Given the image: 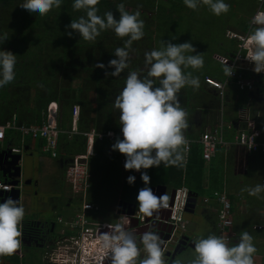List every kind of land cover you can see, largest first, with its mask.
I'll return each mask as SVG.
<instances>
[{
    "label": "trees",
    "instance_id": "1",
    "mask_svg": "<svg viewBox=\"0 0 264 264\" xmlns=\"http://www.w3.org/2000/svg\"><path fill=\"white\" fill-rule=\"evenodd\" d=\"M20 3L22 0H0V35L6 33L9 36L0 48L16 55L15 79L0 88V126H9L4 132L6 139L10 133L15 132L11 128L13 126H41L47 119L48 108L52 103L57 105L56 123L60 130L57 159L69 163L75 157L84 155L87 142L83 135L90 130L114 131L118 136L121 135L119 109L114 107V101L124 87L129 72L137 71L141 76L147 74L145 53L159 49L161 41H165L176 44L190 42L196 50L193 54L200 53L203 57V67L199 69L189 67L184 70L192 77L198 78L200 82L198 88L185 86L178 93L180 105L187 112V117L193 114L201 121L210 117L209 120L214 123L221 115L229 113L237 115L244 109L247 120L240 118L239 114L234 123L249 134L257 133V141L264 142V109L261 111L262 114H256L259 111L254 104L255 98L264 95V76L254 73L252 68H239L237 74L243 78H252L255 92L228 90L223 99L215 89L204 82L207 77L223 82L225 74L224 67L214 60L213 50L207 52L203 42H197L195 36L183 33L184 28L189 29L184 26L185 22L192 21L193 23L190 22L189 25L194 26L195 21L190 18L197 15L199 6L208 8L202 2L193 10L187 8L183 0H100L96 5L97 15L103 16L105 12L111 11L114 18H118L116 6L123 3L127 12H140L139 19L144 22V33L150 30L155 33L153 37L144 34L140 40L133 41L129 49V67L116 77L105 76V71H112L111 68H107V64L110 59L115 58L113 56L115 49L124 47V41L128 37L118 38L115 34L104 33L107 31L105 30L91 42L79 39L77 34L69 38L65 35V26L70 20H76L84 15L83 11L73 10V0H63L60 8L50 10L43 17L29 15L19 7ZM240 22H237V26L243 27L238 29L241 35H251L253 31L248 29L243 20ZM230 42L229 46L232 48L222 53L225 57H233L237 51V42L234 40ZM149 43L152 45L147 46ZM97 63H103L106 68L104 70L96 68ZM74 74L76 76H73ZM65 80L69 83H65ZM235 82L229 81L226 89L230 86L235 87ZM156 86H159L158 81ZM195 97L196 101L193 99ZM74 106L79 108L77 133H71ZM248 121L253 122V128L248 126ZM188 132L183 131L185 137L198 139V136L190 135ZM202 133L201 130L200 134ZM33 141L40 148L45 144L42 139ZM31 142V138H25L27 147H30ZM115 142L116 140L111 145ZM111 145L108 147V144L98 141L93 143V155L88 159L92 175L88 202L93 205L100 204L107 196L109 201L115 202L119 198L122 202L129 201L137 206V192L145 186L140 180V173L128 170L122 178L120 165H123L121 160H125V157L112 150ZM183 151L184 146L181 145L179 152L182 157ZM141 171H146L149 175V187L159 184L172 185L174 188L185 186L195 196L212 197L213 192L218 190L216 184L221 180L215 175L213 161L205 163L202 159V147L199 143L191 144L185 164L182 160L180 166L165 167L162 164L160 167ZM207 171L209 175L206 183ZM129 175L136 177L132 185L126 183ZM155 178L157 181H154ZM256 182L260 183V179ZM250 215L252 219L250 223H253L257 213L253 212ZM233 222V230L236 231L235 219ZM261 223L257 221L252 225L257 226ZM247 232L252 234L250 230Z\"/></svg>",
    "mask_w": 264,
    "mask_h": 264
},
{
    "label": "clouds",
    "instance_id": "2",
    "mask_svg": "<svg viewBox=\"0 0 264 264\" xmlns=\"http://www.w3.org/2000/svg\"><path fill=\"white\" fill-rule=\"evenodd\" d=\"M62 2L63 0H22L19 7L31 16L43 17L50 10L60 8ZM99 2L100 0H73V10L83 11L84 15L76 20H70L65 26V35L71 38L73 34H77L79 39L91 42L95 41L101 32L112 30L118 38L128 37L124 41V47L116 48L113 53L115 58L110 59L107 64V68H111L112 71H105V76L116 77L129 67V49L133 41L140 40L144 36V22L139 19V11L129 13L125 10L123 3L116 6V11L119 13L118 18H114L111 11L99 16L96 7ZM201 2L207 5L216 16L228 12L229 6L223 0H183L184 5L193 10ZM260 12L264 13V11ZM252 21L253 17L251 26L264 25V18L254 20V23ZM245 35L249 36V44L253 46L245 59L252 64L254 73H264V27L256 28L251 35ZM8 37L6 33L0 35V45ZM195 52L190 42L176 44L161 41L159 49L146 52L144 55V63L148 68L147 74L141 76L137 71L129 72L124 87L114 101V107L119 109L122 138L117 139L111 145V149L123 154L125 157L123 168L126 171L132 170L140 173V180L145 186L138 190L136 203L139 213L145 217H151L154 211L165 208L170 221L172 213L168 207H173L177 192L180 194L182 192L175 190L172 205L169 206L168 196L155 195L148 186L149 175L141 170L157 168L162 164L165 167L180 166L182 163L183 157L179 152V147L186 143L183 130L188 127V121L187 112L180 105L178 93L185 86L193 88L200 86L198 78L184 71L189 67L192 69L203 67L202 55L193 54ZM15 65L16 55L0 48V88L14 81ZM95 67L101 70L106 68L103 63H97ZM223 70L228 77L234 73L233 67L227 64V60L224 62ZM157 81L159 86H156ZM52 104L56 106L57 112V105ZM71 133H77V130L71 128ZM86 142L87 152L90 144L87 139ZM93 143L91 144L92 155ZM14 150H18L17 153L12 150L14 154H19V149ZM50 159L56 160L57 158L50 157ZM70 162H67V166ZM135 179V176L129 175L126 183L132 185ZM245 190L250 196L258 197L261 192H264V184H257ZM23 217L24 208L18 206L17 201L11 197L0 203V257L11 256L19 247L18 237L21 236V232L17 226ZM169 221L165 222L168 223L167 226L174 228L173 223ZM138 243L142 245L146 254L140 264H166L160 237L151 230L139 234V239H137L136 234L126 230L121 224H116L100 236V248L110 255L111 264H137V257L140 255ZM255 252L252 237L247 232H242L239 243L231 247L226 245L223 238L209 234L206 238L194 241V256L189 264H253L252 255ZM97 264H102V260Z\"/></svg>",
    "mask_w": 264,
    "mask_h": 264
},
{
    "label": "crops",
    "instance_id": "3",
    "mask_svg": "<svg viewBox=\"0 0 264 264\" xmlns=\"http://www.w3.org/2000/svg\"><path fill=\"white\" fill-rule=\"evenodd\" d=\"M166 1V0H163ZM166 3V2H165ZM257 11H262L260 10V8H257ZM255 11V13L257 12ZM254 13V14H255ZM253 14V15H254ZM252 15V17H253ZM252 19V18H251ZM251 24V22H250ZM225 33L223 35L222 39L231 41V39H229L227 37V34L229 33H237L239 30L237 29V27L233 26V23L230 22V24H226L225 26ZM240 32V31H239ZM241 34V33H239ZM195 39V38H194ZM218 44V47H215V50L213 55L214 58L215 57H220L225 53L227 50L231 49L232 47H230L229 45H223L222 41L221 42H217L215 45ZM222 44V46H221ZM221 46V47H220ZM207 52L210 50L205 49ZM222 57H225L224 55ZM247 66H241L240 68H246ZM249 68H252V65L249 66ZM247 70V69H246ZM245 70V71H246ZM259 74V73H258ZM263 76V75H262ZM250 77L245 78L249 80ZM250 80L252 81V78H250ZM253 84V81H252ZM237 89L236 86L232 87L230 86L229 88H227L225 90L226 91H230V92H234V90ZM238 90V89H237ZM240 91V90H239ZM246 92H255V87L253 85V91H246ZM224 93V96H225ZM264 95H261V97H257L255 98L254 104L256 105V109L259 112V114H262L261 111L264 109ZM240 114V118L247 120V115H245V110L241 109L239 111V113L237 115H233V113H229L227 115H221L220 118H217L215 120L214 123H212V121H210V117L203 119L201 121V119H199L197 116H194L193 114L191 116L186 117L187 121H188V127L186 129H184L183 131H189L188 134L190 135H194V136H198L200 135V131L202 130L203 133L206 131H213L216 128H219L221 132L223 133L224 136V140L226 142L225 146H218L215 152L214 157L211 159V162L213 161V165L216 169V177H219L221 180L216 184V187H218L217 191H214L213 193L217 192L220 194H224L228 200L231 203V206L233 207V213H232V218L233 220L235 219L236 221V231L233 230V225H232V230H231V240L228 243L229 247L231 246H235L236 244L239 243V238L242 232H247V231H252V234H249V232H247L251 237H252V243L254 245V247L260 250V252H262V250L264 249V229L261 230H257L255 227L256 225H252L254 222H262L259 225H262L264 222V192H261L259 194V196H250L248 194V191H246L245 189H250L254 186H256L257 184H264V154L262 153H256V154H252L250 152H248L247 150H245L244 148H241L239 146H237L235 144V137L238 134V132H246L245 130H242L239 128V125L234 123V119H236V117ZM255 114V115H256ZM223 116V117H222ZM209 121V122H208ZM249 124L248 126L251 128H253V122L252 121H248ZM205 124V125H204ZM212 125V126H211ZM72 129L73 130H77V123L72 124ZM15 130V129H14ZM15 132H18L17 130H15ZM15 132L10 133L9 137L6 139L4 136V139L0 142L1 143H6L8 147H4L1 148V150H6V149H24L26 148L27 150L24 152H32V153H36L35 156L37 157V161L39 162V165H41L42 167V163L43 160L46 161L47 163H49L50 165L52 164L51 162L53 160L51 159H47L44 157V154L46 155V153H44L42 151V148L38 147L36 145V149H33L32 144L35 143V141L31 142L30 147H27L25 145V138L27 137H23L19 132V134H16ZM112 133H114L115 139L113 141H105V142H99V143H106L108 144V147H110L111 143L114 142L117 139H120V136H118L117 133H115L114 131H110ZM231 138V140H229ZM259 142V141H258ZM262 143V142H261ZM264 143V142H263ZM36 144V143H35ZM92 151V149H91ZM21 154V153H19ZM21 162V160H20ZM19 162V164H20ZM183 162L184 164L187 162V156L185 157L184 151H183ZM61 163L65 166H67V164H64V161H61ZM121 163L124 164V160H121ZM209 165V164H206ZM20 167V165H19ZM120 169L122 172V178L123 176H125L127 174V171L123 168V165H120ZM209 171V170H208ZM206 172V183H207V177L209 175V172ZM87 172L89 174V179H88V188L85 192L84 195H80L78 196V198L81 200H77L78 204L75 207L74 211L71 214H68L69 216H74L76 214L77 210H80V208H82V205L84 203H88L89 200V196H90V186H92V175L90 173L89 170V165H88V160H87ZM65 173V169H63V175ZM20 174H21V168H20ZM43 174V167L41 169V174L40 176ZM50 175V174H49ZM1 176V174H0ZM24 175H20V183L18 185V189L20 190V185L23 184V177ZM2 179V177H1ZM260 179V183L256 182V180ZM255 181L253 183L248 182V181ZM154 181H157V178L154 179ZM156 186H164L166 188V193L169 195L171 193L172 190H176V191H182V192H186L188 193L189 190L185 187V186H181L178 188H174L172 185H153L152 187H156ZM197 198L199 196H196ZM202 197V201H201V209L198 210L197 212L199 214L195 215L194 218V222L190 223V226L187 230H183L181 229L179 226H177V228L179 229V233H184V232H188L189 237L190 236H200V235H205L207 232L209 233V229L211 227V229L213 230L214 227L216 225V223H218V215L219 212L221 210V206L220 204H218L214 197H209V195H203L200 196ZM20 199V197H19ZM106 198H104L103 201H105ZM204 199H207L208 201L204 203ZM232 199V200H231ZM169 200V199H168ZM114 201V200H113ZM112 202V201H110ZM112 205H108V207H112L115 203L119 204V203H124L121 201V199H116L115 202H112ZM131 202L127 201L126 204H130ZM197 203V202H196ZM19 204V203H18ZM132 205H135L134 203H131ZM130 204V205H131ZM92 205V210L91 211H87L85 213V217L91 221V222H96V223H101V224H105V225H115V223L117 221L120 220L121 216H116L114 215L113 217H111L110 219H104L103 218V214H102V210L105 209L107 207L106 204L100 203V204H96V205ZM94 207L98 208L99 211L98 212H93ZM70 212V211H69ZM257 213L256 215V219L253 221V223L248 224L245 220V218L247 217L248 214L250 213ZM99 215L98 217L95 218L96 215ZM195 214V208H194V212H192V214H186V215H194ZM185 215V218H188L189 220H191L189 217H187ZM154 220L155 219H161L162 222H167L169 221V217H168V211L165 208L159 209L157 211L153 212V215L151 216ZM150 217V219H151ZM240 220H237V219ZM234 223V222H233ZM252 226V227H251ZM128 228H132L131 226H128ZM247 230V231H245ZM261 238V239H260ZM257 249V250H258ZM258 250V251H259ZM255 255H257V251L254 253ZM262 254V253H261ZM255 255H252V259ZM262 259H264V255L262 254ZM254 263V261H253ZM264 264V262H263Z\"/></svg>",
    "mask_w": 264,
    "mask_h": 264
},
{
    "label": "built area",
    "instance_id": "4",
    "mask_svg": "<svg viewBox=\"0 0 264 264\" xmlns=\"http://www.w3.org/2000/svg\"><path fill=\"white\" fill-rule=\"evenodd\" d=\"M262 4L263 0H257ZM264 18V13L258 11L253 16V21ZM227 37L231 40L237 42L238 47L235 55L233 57H215L214 60L224 67V62L227 60V64L233 67V75L228 77L225 75L223 82L214 80L210 77L205 78L204 82L215 89L219 94L220 98L223 99L229 81L235 80V86L240 91H253L252 81L243 78L240 74H237V70L241 66H247L249 68L252 65L245 58L248 53L252 50L253 46L249 44V36L241 35L235 33L227 34ZM264 76V73H259ZM56 106L52 104L48 109L47 119L41 126H30V127H11L17 130L23 137L31 138L32 140L42 139L45 144L42 151L48 154L52 159L57 158L58 149V137L60 130L56 123ZM79 116V110L77 106L72 108V121L73 124L77 122ZM221 127V126H220ZM219 128L213 131H206L199 135L197 140L189 139L185 137L186 143L184 146L185 157L189 152V148L193 143H199L202 147V159L205 163H209L214 157L216 149L218 146H225L226 142L224 140L223 133ZM9 126H0V142L4 139L5 129ZM88 143L90 144L85 155L75 157L70 164L65 168V179L71 186V189L75 191L78 196L84 195L88 188L89 174L87 172V160L92 156L91 144L96 139L98 142L103 141H113L115 139V134L108 132H96L91 130L84 134ZM257 133H246L238 132L235 137V144L241 148H244L252 154L262 153L264 154V143L257 141ZM120 138H122L120 136ZM13 152L17 153L18 150L12 149ZM11 187L0 185V190L4 192L10 191ZM176 200L173 207H168L172 215L170 221L174 226H178L180 218L178 215L179 210L184 207L186 192H177ZM215 201L220 204L221 210L218 215L217 229L219 231L220 237L226 242V245L231 240V230H232V213H231V203L224 194L213 193ZM204 199V203L207 202ZM167 208V207H166ZM92 210V205L84 203L82 208L76 212L73 218L64 224L66 227V232L62 233L65 235L66 239L60 244V249L69 257L71 264H97L98 261L102 260V264H105L106 258L109 254L105 253L100 247V236L110 230L113 225H105L101 223L91 222L85 217L87 211ZM131 218L135 220L143 221V214L139 213L138 206L134 215H123L120 217L119 224H121L126 230L133 232L132 228L124 226L125 222L130 221ZM257 230L264 229V222L262 225H257L255 227Z\"/></svg>",
    "mask_w": 264,
    "mask_h": 264
},
{
    "label": "flooded vegetation",
    "instance_id": "5",
    "mask_svg": "<svg viewBox=\"0 0 264 264\" xmlns=\"http://www.w3.org/2000/svg\"><path fill=\"white\" fill-rule=\"evenodd\" d=\"M37 153V152H36ZM36 153H27L28 155L21 157V163L24 165L26 174L22 177L23 184L20 188L19 206H26L24 199L28 198L27 206L38 213L36 219H22L17 226L21 232L19 247L11 256L0 257V264H71L69 257L60 249V244L66 239L62 233L66 232L64 224L69 222L72 216L68 214L61 218L57 216V212L75 208L78 204V194L75 193L63 175L65 166L61 160L56 159L51 163L54 167V172L47 176L43 186L39 184L41 174V165L37 161ZM81 202V200H80ZM0 203H2L0 199ZM119 204H126L119 203ZM119 204H114L112 207H106L102 210L103 218L110 219L114 215L123 216L127 214V206L118 209ZM131 204V203H130ZM126 204V205H130ZM133 206L132 214L134 215L137 206ZM81 209V208H80ZM70 211V210H69ZM78 211V210H77ZM76 211V212H77ZM99 209L94 207L93 212H98ZM46 214H49L46 217ZM132 214H127L131 215ZM97 214L95 216L98 217ZM143 221L131 218L126 221L124 226H131L133 233L137 235L151 230L160 237L161 247L164 251L166 264H189L194 256V241L197 239L206 238L209 234H214L220 237L217 229V223L212 230L209 229L205 235L188 236V232L179 233L177 226L171 228L168 223L162 222L161 219L154 220L152 217L143 216ZM166 224V225H165ZM229 244H227L228 246ZM140 255L137 257V264L145 258L143 247L138 243ZM105 264H111L110 255L107 256Z\"/></svg>",
    "mask_w": 264,
    "mask_h": 264
},
{
    "label": "rangeland",
    "instance_id": "6",
    "mask_svg": "<svg viewBox=\"0 0 264 264\" xmlns=\"http://www.w3.org/2000/svg\"><path fill=\"white\" fill-rule=\"evenodd\" d=\"M224 3H226L229 7H228V12L227 13H222L219 16L214 15L210 9H208L207 7H202L199 6V9L197 11V15L195 17H191L190 19H193L195 21L194 26L193 25H189L190 22L192 21H187L185 22L184 26L189 28V29H183V33L184 35H193L195 36V41L197 42H203V44L205 45L207 50H215V47H218V44L215 45L217 42H221L223 45H230L231 42L223 38V34H224V30H225V25L226 24H230V22L233 23L234 27H237V29H242L243 27L241 26V28H238L237 26V22H240V20H243L246 24L248 29H250L251 31H254L257 26L261 27L259 24L255 25V26H250V22H251V18L252 15L255 13V11H257L260 6V3L257 0H223ZM261 10L264 11V2L261 5ZM199 14V17H198ZM189 20V19H188ZM193 23V22H192ZM241 23V22H240ZM183 28V26H182ZM104 33H110V35H114V32L112 30L110 31H105ZM153 30L150 31H146L145 36L150 35L151 37H153V35H155V33L153 34ZM235 33V32H234ZM240 32L238 31L235 34H239ZM155 40V38H154ZM152 45L151 43H149L150 46ZM216 66H214L215 68ZM218 67V66H217ZM73 76H76L75 74ZM65 83H69L68 81H64ZM92 98V97H90ZM194 101H196V97L193 98ZM200 99V98H199ZM189 103H190V99H189ZM37 144H32L33 149H36ZM1 148L4 147H8L6 143H1L0 144ZM21 153V157L23 159L24 156L28 155L30 152H24L23 149H20ZM28 153V154H27ZM44 157L47 159H50L49 155H45ZM20 168H21V174L25 175L26 174V170L24 169V165L23 163L20 162ZM42 167H43V174L39 177V184L41 186H43L44 180L47 178V176L49 174H52L54 172V167L53 164H49L46 161L43 160L42 163ZM116 181L119 183V180L116 179ZM248 182H255V181H248ZM21 188V185H20ZM167 195V194H166ZM168 196V195H167ZM26 206L24 207V217L23 219L25 220H31V219H36L38 217V213L36 211H34L33 209H30L27 204H28V198L26 197L24 199ZM201 201H202V197H198L197 198V203L195 206V214L194 215H186L182 209L178 212L179 214V218H180V222L178 224V226L183 229V230H187L190 226V223L194 222V216L199 214L197 211L201 209L202 205H201ZM104 204L108 205H112L113 203L110 202L109 200L105 199ZM75 208H70V212L69 210H62L57 212V216H60L61 218L65 217L67 214H71L74 211ZM185 215L187 217H189L191 220H189L188 218H185ZM49 214H46V217H48ZM246 222L248 224H250L251 222V215L248 214L247 217L245 218ZM119 224V221H117L115 223ZM264 234V233H263ZM261 239V238H260ZM231 243V242H230ZM259 248V247H258ZM257 248V249H258ZM257 251V255H255L253 257V264H263L264 259H262V254L264 255V249L262 250V252H260V250ZM262 253V254H261Z\"/></svg>",
    "mask_w": 264,
    "mask_h": 264
},
{
    "label": "water",
    "instance_id": "7",
    "mask_svg": "<svg viewBox=\"0 0 264 264\" xmlns=\"http://www.w3.org/2000/svg\"><path fill=\"white\" fill-rule=\"evenodd\" d=\"M27 149L25 148L24 151ZM21 160L20 154H14L12 150L9 149H0V174L2 177V181H0V185L11 187L10 191L4 192L0 190V199L3 203L4 199L11 197L13 200L17 201V205L19 206V197L20 190L18 189L19 181H20V167L19 162ZM66 165L67 162L64 161ZM153 193L157 196L166 193V188L164 186H156L151 188ZM175 195V190H172L169 195V206L172 205L173 198ZM197 197L191 192L187 193L186 203L183 208V212L185 214H192L194 212V208L196 206ZM127 206L128 211L127 214H132L133 206L126 204H119L118 209L125 208ZM157 220V219H155Z\"/></svg>",
    "mask_w": 264,
    "mask_h": 264
},
{
    "label": "bare ground",
    "instance_id": "8",
    "mask_svg": "<svg viewBox=\"0 0 264 264\" xmlns=\"http://www.w3.org/2000/svg\"><path fill=\"white\" fill-rule=\"evenodd\" d=\"M99 249H101V248L99 247Z\"/></svg>",
    "mask_w": 264,
    "mask_h": 264
}]
</instances>
